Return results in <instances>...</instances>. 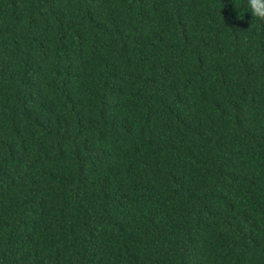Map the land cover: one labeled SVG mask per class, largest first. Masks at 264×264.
Returning a JSON list of instances; mask_svg holds the SVG:
<instances>
[{"label":"trees","instance_id":"1","mask_svg":"<svg viewBox=\"0 0 264 264\" xmlns=\"http://www.w3.org/2000/svg\"><path fill=\"white\" fill-rule=\"evenodd\" d=\"M246 10L0 0V264H264Z\"/></svg>","mask_w":264,"mask_h":264},{"label":"clouds","instance_id":"2","mask_svg":"<svg viewBox=\"0 0 264 264\" xmlns=\"http://www.w3.org/2000/svg\"><path fill=\"white\" fill-rule=\"evenodd\" d=\"M258 21L264 22V0H247V10Z\"/></svg>","mask_w":264,"mask_h":264}]
</instances>
